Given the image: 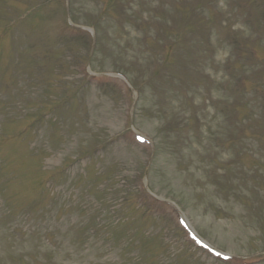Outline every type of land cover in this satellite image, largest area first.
<instances>
[{"label": "rangeland", "instance_id": "rangeland-1", "mask_svg": "<svg viewBox=\"0 0 264 264\" xmlns=\"http://www.w3.org/2000/svg\"><path fill=\"white\" fill-rule=\"evenodd\" d=\"M0 264H264V0H0Z\"/></svg>", "mask_w": 264, "mask_h": 264}, {"label": "snow or ice", "instance_id": "snow-or-ice-1", "mask_svg": "<svg viewBox=\"0 0 264 264\" xmlns=\"http://www.w3.org/2000/svg\"><path fill=\"white\" fill-rule=\"evenodd\" d=\"M141 139H143V138L141 137ZM205 247H207V245H205Z\"/></svg>", "mask_w": 264, "mask_h": 264}]
</instances>
